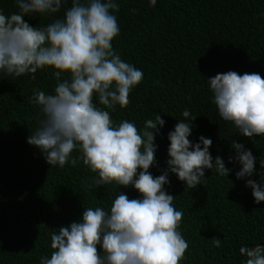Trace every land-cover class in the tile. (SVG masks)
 I'll list each match as a JSON object with an SVG mask.
<instances>
[{
	"label": "trees",
	"instance_id": "1",
	"mask_svg": "<svg viewBox=\"0 0 264 264\" xmlns=\"http://www.w3.org/2000/svg\"><path fill=\"white\" fill-rule=\"evenodd\" d=\"M116 2L120 34L113 50L144 76L127 107L105 110L115 123L127 120L139 130L158 114L165 120L155 137L156 164L149 169L153 177L167 170L168 134L185 119L184 110L196 117L189 139L199 143L200 136L210 138L213 162L219 155L232 169L228 176L205 169L195 189L169 172L170 184L164 187L183 213L179 230L189 245L180 264H244L242 246H264V201L255 203L252 189L246 187L248 179L264 183V136L250 139L223 120L207 80L229 71L264 78V0H157L154 7L149 0ZM71 3L63 0L57 14L25 15L24 20L44 27L62 18ZM0 10L6 16L19 12L16 0H0ZM52 71L38 70L35 79L0 73V264H40L41 256L50 258L51 233L82 220L85 208L110 210L119 192L141 198L132 186L85 187L96 174L82 161L51 167L41 151L28 144L41 116L29 98L36 90L53 93ZM94 103L99 106L98 98ZM233 140L256 158L253 176L237 179L241 165L235 159L229 163L236 155ZM78 155L73 152V157ZM213 238L220 239V247Z\"/></svg>",
	"mask_w": 264,
	"mask_h": 264
},
{
	"label": "clouds",
	"instance_id": "2",
	"mask_svg": "<svg viewBox=\"0 0 264 264\" xmlns=\"http://www.w3.org/2000/svg\"><path fill=\"white\" fill-rule=\"evenodd\" d=\"M63 0H16L18 13L0 10V73L17 78L38 70L52 69L56 80L52 94L36 90L29 102L39 107L38 127L28 144L38 148L51 166L64 168L78 161L96 175L85 187L110 184L132 186L139 199L119 192L110 210L85 208L82 220L51 233V255L40 264H180L189 247L179 230L183 213L173 206L176 197L167 193L169 172L186 188L195 189L205 178V169L228 176L232 169L209 152L210 138L193 143L188 110L174 131L169 132L167 170L153 177L156 164L155 137L165 125L161 115L148 119L139 130L133 122L115 123L110 112L125 108L130 93L143 81L142 70L124 62L113 50L120 34L116 0H72L62 18L44 27H33L25 15L51 16L60 12ZM154 7L157 0H149ZM220 117L245 137L264 136V78L258 73L234 71L207 80ZM98 98L99 106L94 103ZM103 106V107H100ZM190 118V119H189ZM203 145V147H201ZM241 168L237 179L253 176L256 158L251 150L232 141ZM73 152H78L73 157ZM264 168V161H260ZM264 181V175H261ZM255 203L264 201V183L248 179ZM220 247L221 241L213 238ZM98 246L99 249L98 250ZM244 264H264V246H242Z\"/></svg>",
	"mask_w": 264,
	"mask_h": 264
},
{
	"label": "water",
	"instance_id": "3",
	"mask_svg": "<svg viewBox=\"0 0 264 264\" xmlns=\"http://www.w3.org/2000/svg\"><path fill=\"white\" fill-rule=\"evenodd\" d=\"M263 246V245H262Z\"/></svg>",
	"mask_w": 264,
	"mask_h": 264
}]
</instances>
